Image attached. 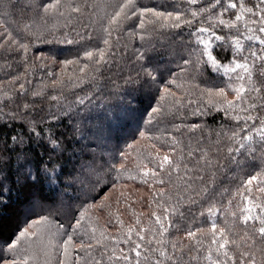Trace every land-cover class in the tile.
Returning a JSON list of instances; mask_svg holds the SVG:
<instances>
[{"label": "trees", "instance_id": "trees-1", "mask_svg": "<svg viewBox=\"0 0 264 264\" xmlns=\"http://www.w3.org/2000/svg\"><path fill=\"white\" fill-rule=\"evenodd\" d=\"M44 2L47 0H0V32L7 30L19 42L30 45L27 54L0 49V122L8 125L0 128V182L4 189L0 196V264L18 258L7 246L39 216H47L53 225L62 224L71 232L70 225L80 219L81 213L84 220L77 239L88 242L91 238L93 244L99 240L104 247H95L92 257L79 250L73 256L84 257L81 264H94V260L124 264L110 261L105 253L110 254L113 248L117 254L120 248L128 252L127 244H113V238L123 241L129 228L138 230L154 223L152 212L160 213L153 193L161 190L165 199L171 198L179 205V214L172 217L176 227L170 228L167 236L188 243L184 237L190 227L209 226V218L201 213L210 206L226 207L241 181L264 171V150L238 155V163L230 162L229 142L217 136L233 122L216 110V98L210 97L206 89L224 87L227 77L195 63L196 56L188 46L189 33L199 23L161 28L147 22L154 19L148 14L143 28L140 18L133 17L122 21L109 36V17L125 0H71L82 11L72 13L62 8L63 16L38 13L37 6ZM13 3L16 7L9 6ZM135 4L141 11L152 8L163 12H187L200 6L188 5L185 0H135ZM104 39L109 40L108 45ZM97 49L104 51L108 62L85 77L79 71L90 64L84 53H95ZM214 55L221 63L231 58V53L221 48H215ZM146 71L152 72L155 79ZM16 77L19 79L11 83ZM165 87L175 95L161 101ZM232 98L229 94L228 99ZM176 100L179 104L174 103ZM151 107H160L162 114L151 115ZM128 109L133 110L131 115ZM174 125L181 126L180 132H173ZM191 125L199 127L188 131ZM32 126L40 136L28 140L26 129ZM22 132L24 143L17 144L12 137ZM140 132L160 139H146ZM168 133L179 141L177 148L185 156L193 151V157L184 161L192 169L188 173L192 179L181 181L173 174L172 182L165 178L164 185L155 184L151 178L142 182L137 164L148 163L149 152L155 156L158 150L161 157L169 154ZM53 137L55 144L49 142ZM153 144L155 147H151ZM53 147L55 152L50 151ZM201 150L207 153L211 166L197 163ZM112 155L114 160L109 163H123L128 169L122 178L114 179L116 173L112 172L104 179L102 173L101 182L94 187L74 181L81 165L91 164L93 159L99 165L101 157ZM25 159L31 161L30 168L19 167ZM49 162V173L52 168L57 173L64 169L59 183L25 181V170H34L37 164L43 169ZM129 175L137 179H127ZM101 204L103 208L92 206ZM217 219L222 226L223 216ZM29 245L28 240L21 241L17 250L20 256L21 249ZM53 255L58 253L53 250ZM30 264H45V259L37 257ZM52 264H56L55 258Z\"/></svg>", "mask_w": 264, "mask_h": 264}, {"label": "snow or ice", "instance_id": "snow-or-ice-1", "mask_svg": "<svg viewBox=\"0 0 264 264\" xmlns=\"http://www.w3.org/2000/svg\"><path fill=\"white\" fill-rule=\"evenodd\" d=\"M185 2L188 5L199 4L200 6L189 8L187 12H163L152 8H145L141 11L137 9L135 0H125L109 17L107 32L110 36L122 21L133 17L140 18V27L143 28L148 14L154 19H148L147 22L158 24L161 28H180L182 25L191 27L198 22L199 26L189 33L188 46L192 48V54L196 56V64L210 68L218 76L227 77L224 87L206 89V91L210 97L216 98L214 102L216 110L223 112L225 118L233 122L230 127L217 133V136L219 139L227 138L229 142L227 153L230 162L238 163V155L264 150V0H255L254 4L251 0H185ZM9 6L16 7V4ZM37 8L38 13L42 12L45 16L52 14L63 16L62 8H68L72 13L82 11L81 7L71 0L67 3L64 0H47L39 4ZM36 38L39 39V37ZM67 42L72 43L73 41ZM103 43L108 45L109 40L104 39ZM215 48L231 53V58L227 63H221L217 59L214 55ZM0 49L9 52L22 51L27 54L30 45L19 42L16 37L5 30L0 32ZM84 57L90 61V64H85L79 69L85 77L92 71H99L100 67L108 62L104 51L100 49H97L95 53L86 51ZM65 63L76 64L79 61ZM146 75L155 79L150 71H146ZM18 79L19 77H16L11 83H15ZM77 79L82 81L83 77ZM23 88L24 85L21 84L20 89L23 90ZM164 92L166 95L159 98L161 101L167 99L168 96L175 95L167 87L164 88ZM229 94H232V99H228ZM174 103L179 104V100ZM24 107L27 109L28 106ZM132 112V109H128L129 115ZM161 114L160 107H151V115ZM7 126L0 122V128ZM198 127L199 125L188 126V131H195ZM180 130V125L173 126V132H180ZM26 131L28 140H31L33 136L37 138L40 136L34 126L28 127ZM139 134L150 140L160 139L159 136H148L144 132ZM23 136L24 132L12 139L17 144H23L24 139L21 138ZM168 139L171 141L169 154L161 157L158 150L155 156L149 152L148 163L137 164V175L142 178V182L147 183L151 178L155 184L164 185L165 178L168 182H172L173 174L181 181L192 179L188 175L192 169L184 161L193 157V151H188L185 156L183 150H178L179 141L172 133H168ZM49 142L55 144V138L53 137ZM151 147H155V144ZM50 151L55 152L56 148L53 147ZM120 155L127 158L125 153ZM111 160H114V155L107 159L101 157L99 165L95 159L91 164L81 165L78 175L73 178L74 181L82 186L94 187L101 182L102 173L103 178L107 179L112 172L116 173L114 179L119 180L128 169L123 163L119 166L114 162L109 163ZM200 161H203L206 166H211L212 163L207 159V153L202 150L197 163L199 164ZM40 163L43 161L41 160ZM25 165L30 168L31 161L25 159L24 164L19 167L25 168ZM50 167L49 162L43 169L37 164L34 170H25V181L59 183L64 169L61 168L57 173V170L52 168V172L49 173ZM181 169H183V174H181ZM126 178L135 180L137 176L129 175ZM187 186L185 184V187ZM3 191V183L0 182V196H3ZM165 195L163 190L153 193V199L156 200L160 214H157V211L152 212V217H154L152 225L147 228L141 226L138 230L135 227L129 228L123 241L113 238V244H127L129 251L126 252L124 248H120L117 254L113 248L110 254L105 253L110 261H123L124 264H133V261L135 264H142V261L143 264H193V262L195 264H264V171L249 175L247 179L241 181L226 207L223 205L221 208L210 206L206 213H201L202 216L206 215L209 218V226L190 227L184 237L188 243L167 236L169 229L176 227L172 217L179 214V205L173 203L171 198L165 199ZM190 202L195 203L196 201L191 200ZM92 206L104 207L103 204ZM218 216H223L222 226L218 222ZM83 220L84 214L81 213L80 219L70 225L72 231L69 232L64 230L62 224L53 225L47 216H39L20 232L15 242L8 244L7 250L16 254L18 258L5 261V264H30V261H34L38 255L45 257V264H52L53 258L56 259V264H81L84 257L79 254L73 256L74 251H83L86 256L92 257V250L95 247H104L99 240L93 244L91 238L88 242L82 238L77 239ZM136 224H140L139 219ZM236 228L241 231H235ZM133 232H135L136 239L133 238ZM58 236L62 238L57 239ZM32 237L39 241V248L33 249L29 245L28 248L21 249L23 255L20 256L17 250L21 241ZM53 250L58 253V256L54 257ZM94 264H102V261L94 260Z\"/></svg>", "mask_w": 264, "mask_h": 264}, {"label": "rangeland", "instance_id": "rangeland-1", "mask_svg": "<svg viewBox=\"0 0 264 264\" xmlns=\"http://www.w3.org/2000/svg\"><path fill=\"white\" fill-rule=\"evenodd\" d=\"M11 2H12V0H11ZM27 227H28V225L25 226V228H27ZM26 240H28V242L30 243V245L33 249L39 248V241L35 237H32L31 239H26ZM38 257L45 259V257L43 255H38Z\"/></svg>", "mask_w": 264, "mask_h": 264}]
</instances>
